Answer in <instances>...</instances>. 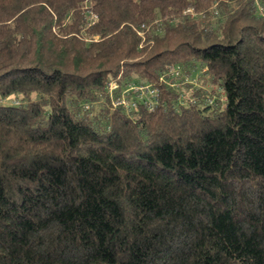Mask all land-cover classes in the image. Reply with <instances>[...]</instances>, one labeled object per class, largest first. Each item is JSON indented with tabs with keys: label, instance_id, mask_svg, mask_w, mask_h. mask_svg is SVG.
Masks as SVG:
<instances>
[{
	"label": "trees",
	"instance_id": "trees-1",
	"mask_svg": "<svg viewBox=\"0 0 264 264\" xmlns=\"http://www.w3.org/2000/svg\"><path fill=\"white\" fill-rule=\"evenodd\" d=\"M260 7L0 0V264H264Z\"/></svg>",
	"mask_w": 264,
	"mask_h": 264
},
{
	"label": "built area",
	"instance_id": "built-area-1",
	"mask_svg": "<svg viewBox=\"0 0 264 264\" xmlns=\"http://www.w3.org/2000/svg\"><path fill=\"white\" fill-rule=\"evenodd\" d=\"M260 10L264 12V8L260 7ZM185 14H189L192 17L195 16L192 9H187ZM95 18V16H92L91 20H95ZM147 29L148 26L143 24L138 32L139 35L144 37V31ZM177 76H180V70L172 68L161 77V81L166 82L168 85L176 86L169 78ZM106 92L112 108H123L127 112L136 109L139 103H145L150 110H153L155 105L159 103V91L151 84H123L117 80H111L106 84Z\"/></svg>",
	"mask_w": 264,
	"mask_h": 264
},
{
	"label": "rangeland",
	"instance_id": "rangeland-1",
	"mask_svg": "<svg viewBox=\"0 0 264 264\" xmlns=\"http://www.w3.org/2000/svg\"><path fill=\"white\" fill-rule=\"evenodd\" d=\"M188 81L191 83V81H192V78H188ZM180 85V84H179ZM185 85H186V82H183V85L182 86H180V87H182V88H185ZM183 91H186V89H182ZM183 94H184V92H182ZM186 93V92H185Z\"/></svg>",
	"mask_w": 264,
	"mask_h": 264
}]
</instances>
